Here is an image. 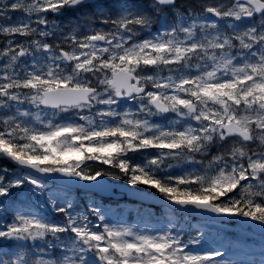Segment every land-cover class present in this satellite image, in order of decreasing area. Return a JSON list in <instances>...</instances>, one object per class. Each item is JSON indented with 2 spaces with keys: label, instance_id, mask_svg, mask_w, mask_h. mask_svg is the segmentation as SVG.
Returning <instances> with one entry per match:
<instances>
[{
  "label": "snow or ice",
  "instance_id": "6c2138e0",
  "mask_svg": "<svg viewBox=\"0 0 264 264\" xmlns=\"http://www.w3.org/2000/svg\"><path fill=\"white\" fill-rule=\"evenodd\" d=\"M0 264H264V0H0Z\"/></svg>",
  "mask_w": 264,
  "mask_h": 264
},
{
  "label": "trees",
  "instance_id": "16d2710c",
  "mask_svg": "<svg viewBox=\"0 0 264 264\" xmlns=\"http://www.w3.org/2000/svg\"><path fill=\"white\" fill-rule=\"evenodd\" d=\"M3 163H5V161H2Z\"/></svg>",
  "mask_w": 264,
  "mask_h": 264
}]
</instances>
